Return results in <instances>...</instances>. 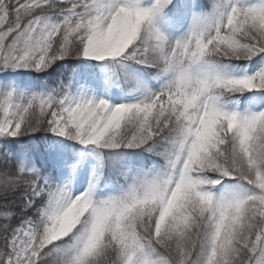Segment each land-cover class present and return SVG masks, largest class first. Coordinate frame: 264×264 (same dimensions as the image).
<instances>
[{"label":"snow or ice","instance_id":"1","mask_svg":"<svg viewBox=\"0 0 264 264\" xmlns=\"http://www.w3.org/2000/svg\"><path fill=\"white\" fill-rule=\"evenodd\" d=\"M0 264H264V0H0Z\"/></svg>","mask_w":264,"mask_h":264}]
</instances>
